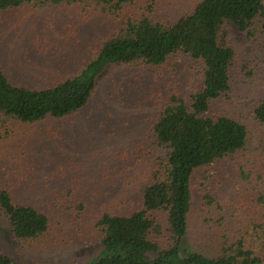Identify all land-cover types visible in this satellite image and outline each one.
<instances>
[{"label": "rangeland", "instance_id": "1", "mask_svg": "<svg viewBox=\"0 0 264 264\" xmlns=\"http://www.w3.org/2000/svg\"><path fill=\"white\" fill-rule=\"evenodd\" d=\"M91 2L1 13L0 59L11 82L35 89L59 84L80 73L128 18L146 14L172 23L197 0H129L112 14ZM226 28L236 60L230 92L212 112L246 125L249 141L194 177L184 246L217 258L239 245L264 264V125L254 114L264 98V36ZM204 70L186 56L164 67L111 66L75 115L33 124L0 115L2 185L17 204L51 219L44 236L19 241L0 216V254L14 264H87L97 257L101 216H129L142 207L166 153L154 138L158 118L173 96L190 102L204 86Z\"/></svg>", "mask_w": 264, "mask_h": 264}, {"label": "trees", "instance_id": "2", "mask_svg": "<svg viewBox=\"0 0 264 264\" xmlns=\"http://www.w3.org/2000/svg\"><path fill=\"white\" fill-rule=\"evenodd\" d=\"M129 0H96L112 14ZM90 3V4H89ZM91 5V0H0V14L26 6L43 11L61 5ZM227 25L264 36V0H197L190 13L167 22L152 15L130 17L100 46L80 73L49 88L35 89L11 82L0 59V115L33 124L64 119L87 107L99 78L111 66L164 67L180 56L204 64V86L185 98L173 96L162 110L153 133L165 150L163 162L142 194V207L129 216L104 214L101 250L87 264H262L261 259L234 246L217 258L186 249L194 177L247 148L249 132L242 122L213 114L212 105L231 89L230 69L236 52L229 45ZM264 125V98L254 111ZM0 216L14 237L33 241L50 229L48 214L17 204L0 180ZM0 264H14L0 254Z\"/></svg>", "mask_w": 264, "mask_h": 264}]
</instances>
